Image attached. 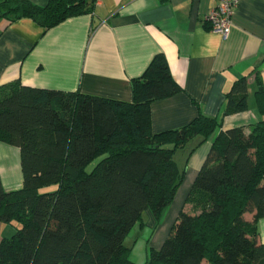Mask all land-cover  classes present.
<instances>
[{
    "label": "trees",
    "instance_id": "trees-1",
    "mask_svg": "<svg viewBox=\"0 0 264 264\" xmlns=\"http://www.w3.org/2000/svg\"><path fill=\"white\" fill-rule=\"evenodd\" d=\"M94 2L0 0V19L29 17L47 29ZM256 83L264 114L258 76ZM180 90L161 53L133 80L130 102L0 84V142L19 148L22 172L12 189L0 177V224L15 227L0 239V264H135L124 240L147 209L158 218L172 201L184 176L176 150L213 135L167 237L144 264H264L256 228L264 217V118L221 128L223 115L247 109L248 80H234L219 117L199 112L154 132L149 104Z\"/></svg>",
    "mask_w": 264,
    "mask_h": 264
},
{
    "label": "crops",
    "instance_id": "crops-1",
    "mask_svg": "<svg viewBox=\"0 0 264 264\" xmlns=\"http://www.w3.org/2000/svg\"><path fill=\"white\" fill-rule=\"evenodd\" d=\"M219 1L95 0L91 11L47 29L29 17L8 24L0 19V84L19 80L130 102L133 80L161 53L181 90L149 104L154 132L183 126L199 112L219 117L225 93L240 77L248 80L247 109L223 115L221 128L248 127L264 118L255 99L257 76L264 85V0H239L225 37L210 30L206 20ZM213 136L202 143L197 136L176 150L175 160L184 168L181 196L186 197ZM0 157L3 186H20L19 149L0 142ZM256 228L258 240L264 242V217L256 221ZM132 231L124 243L133 261L135 250L142 251L144 264L150 248L159 247L149 248Z\"/></svg>",
    "mask_w": 264,
    "mask_h": 264
},
{
    "label": "rangeland",
    "instance_id": "rangeland-1",
    "mask_svg": "<svg viewBox=\"0 0 264 264\" xmlns=\"http://www.w3.org/2000/svg\"><path fill=\"white\" fill-rule=\"evenodd\" d=\"M14 147H16V146H14ZM17 149H19V148L17 147ZM98 160L99 159L94 160L87 167V170L90 171ZM15 161L16 160H14V162ZM0 162L2 163L1 157H0ZM16 162L18 163V160ZM21 180H22V178H21ZM183 185L184 184L179 185L172 201L165 208V210L160 215V217L157 218L154 215V213L152 212V210L149 208L143 213V216H142L143 224L142 225L137 224L133 228V231L131 233L133 234V232L135 231V235H136L135 237H138L139 238L138 240H144L145 242H147L149 248L151 245H156L157 247H160L162 245L164 239L168 235L170 227H171V225H172V223H173V221H174V219H175V217L179 211V208H180L182 202H184V197H185L186 193L184 195L182 193V196H181V193H179L181 191ZM54 188H56V186L55 187H49V188H47V190L54 189ZM13 223L15 224V222H13ZM14 231H15V227L12 223H1L0 224V239L2 237H10L14 233ZM142 234L144 235V238L142 237ZM127 242H128V239L126 240V243ZM135 253L137 254V250H135ZM136 254H135L136 257L134 258L135 264H142V261H143L142 251L140 250L139 254H137L140 258H138V256Z\"/></svg>",
    "mask_w": 264,
    "mask_h": 264
},
{
    "label": "built area",
    "instance_id": "built-area-1",
    "mask_svg": "<svg viewBox=\"0 0 264 264\" xmlns=\"http://www.w3.org/2000/svg\"><path fill=\"white\" fill-rule=\"evenodd\" d=\"M238 1L220 0L206 17L209 29L227 36L231 29V16Z\"/></svg>",
    "mask_w": 264,
    "mask_h": 264
}]
</instances>
